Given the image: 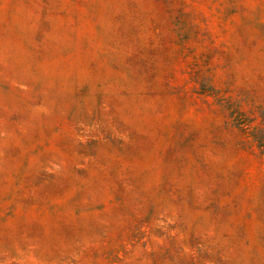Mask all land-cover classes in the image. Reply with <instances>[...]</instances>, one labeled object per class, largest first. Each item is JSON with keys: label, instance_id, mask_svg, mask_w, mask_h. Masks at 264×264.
<instances>
[{"label": "rangeland", "instance_id": "1", "mask_svg": "<svg viewBox=\"0 0 264 264\" xmlns=\"http://www.w3.org/2000/svg\"><path fill=\"white\" fill-rule=\"evenodd\" d=\"M0 264H264V0H0Z\"/></svg>", "mask_w": 264, "mask_h": 264}]
</instances>
